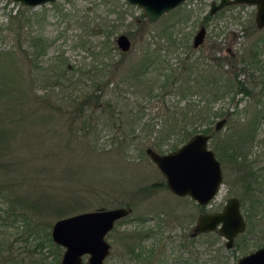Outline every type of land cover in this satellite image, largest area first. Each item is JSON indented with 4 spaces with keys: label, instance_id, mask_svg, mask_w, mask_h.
<instances>
[{
    "label": "rangeland",
    "instance_id": "374dc122",
    "mask_svg": "<svg viewBox=\"0 0 264 264\" xmlns=\"http://www.w3.org/2000/svg\"><path fill=\"white\" fill-rule=\"evenodd\" d=\"M212 2L218 0H188L168 11L157 21L151 22L141 8L129 4L126 0H57L36 7L0 0L1 51L10 48L18 52V45H21V36L18 32L7 29L9 14L26 12V9L28 14H41V17L44 16L43 33L51 40L46 58L62 53L70 63L87 64V66L109 64V61H112L115 66L109 67L112 81L109 87L117 88L124 102L136 106L135 117L142 116L133 134L128 135V131L120 132L119 128H123L121 125L119 128L108 127L104 130L107 133L111 132L109 137L121 134L127 136L130 145L127 150H121L123 152L121 154L113 149H107L103 153H97L98 156H90L81 151V145L84 143L82 140L73 141L74 150L65 148L59 151V160L56 163L59 168L57 176L64 173L69 177L70 165L72 172H75L72 178L76 179V185L86 190L83 197L88 202L90 200L93 202L96 197L101 199L100 203H93L94 205L83 211L114 208L118 206L114 205L116 200L125 201L130 198L136 201L142 198L133 207L132 214L118 221L108 234L107 240L112 248L105 264H134L128 251L134 244L133 234L139 232L138 236H140L150 230L152 234L141 238L139 244L138 251H141L143 256L141 260L145 259L140 264H145L146 261L154 264H236L241 256L264 245L262 233L264 198L258 209L250 211L251 214L254 212L255 217L251 225L248 224L245 233L236 239L237 245L226 248L225 239L219 236L214 242L213 234L199 236L193 241L188 238L201 213L207 210H221L226 199L231 196L241 199L242 187L237 182L238 171L232 162L220 161L223 183L217 195L204 209L202 208L203 210L189 197L175 196L168 188H153L150 190V195L138 196V183L143 186L164 180L160 171L147 156L146 148H154L153 144L164 142L159 141L161 139L158 131L170 124L168 115H173L171 112H179L180 107L198 100V95L195 94L180 98L176 90L170 87L154 90L155 95L152 98L147 97L145 92L139 91L145 89L144 87L132 84L130 81H124L115 87L116 81L128 76L143 58L146 45L157 50V53H167L170 64L175 68L198 59L197 61L201 62L200 68L212 70L211 77H217L218 72L221 71L227 81H231L232 78L234 81H239V86H245L253 95L264 85V27L258 29L255 25V8L233 5L210 15L209 8ZM201 26L205 27L204 40L199 46L193 47V37ZM121 34L126 35L131 43L130 49L126 52L121 51L116 43L117 37ZM169 36L170 40H175V43L167 39ZM81 43H85L86 47L89 45L90 49L82 48ZM253 49L258 51L261 68L259 71H253L241 62L242 56H247ZM182 74L179 76V81L187 76V72ZM146 85L148 81H145L144 86ZM213 92H216V89H213ZM253 95L243 94L237 90L235 94H230L224 100L212 104L213 109L221 108L226 112L224 115L226 122L216 130L220 131L217 140L222 141L226 134L229 135L228 140L232 137L233 140L242 139L250 127L248 119L251 120V114L257 107ZM136 97L137 101H135ZM224 117L215 118L211 124L213 130L216 121ZM256 128V139L246 162L260 175L263 182L262 193H264V120H261ZM109 137L105 136L100 141L107 143ZM176 138L173 136L163 143V153L172 151V145L177 142ZM32 140L29 143L33 149L24 150L31 172L34 161H37L35 150L39 156H41L40 151L43 155H47V160L50 162L52 160L50 146L57 142L46 136ZM61 142L64 141L58 143ZM22 144L26 145V142ZM177 145L182 144L177 143ZM63 146L61 144V147ZM209 147L215 150V140L212 138ZM74 185L75 181H72L68 187L73 188ZM104 201L110 203L104 205ZM241 211L244 216L247 214L245 209L241 208ZM59 218L49 217L48 220L52 225ZM245 218L247 220L246 216ZM135 219L142 221L137 223ZM4 237L8 241H13L12 247L15 253L21 256V237L18 231L15 229L6 231L0 227V240ZM182 244H186V247L183 248ZM30 250L41 259L43 264H53L55 259L59 264L64 249L52 241L51 243L43 241L38 246L32 244ZM87 258L88 255L82 256L83 261Z\"/></svg>",
    "mask_w": 264,
    "mask_h": 264
},
{
    "label": "trees",
    "instance_id": "16d2710c",
    "mask_svg": "<svg viewBox=\"0 0 264 264\" xmlns=\"http://www.w3.org/2000/svg\"><path fill=\"white\" fill-rule=\"evenodd\" d=\"M43 19L41 14H28L27 9L19 14H9L7 29L21 36L20 52L10 48L0 50V227L6 231L15 229L21 237V256L15 253L12 240L8 241L5 237L0 240V264H43L30 247L43 241L51 243L49 217L79 213L93 203H100L101 199L97 197L93 202L83 197L86 190L76 185V179L72 178L75 172L70 165L69 177L64 173L57 176L59 151L65 148L74 150L73 141L82 140L81 151L90 156H98L97 153L107 149L121 154L130 145L127 136L121 134V139L120 136L109 137L111 132L104 130L121 125L120 132L133 134L142 117H135L136 106L124 102L117 88L109 87L112 82L109 67L115 66L112 61L87 66L70 63L62 53L46 58L51 40L43 33ZM167 39L170 40V36ZM170 42L175 43V40ZM80 45L90 49L85 43ZM166 55L146 45L143 58L128 76L116 81L115 87L130 81L144 87L139 91L151 98L155 95L154 90L167 87L174 88L180 98L198 95L197 102H189L180 107L179 112L168 115L170 124L158 131L159 141L165 143L176 136L177 142L171 148L173 151L179 147L177 143H185L197 132L210 134L215 140L213 151L217 159L224 163L232 162L237 167V182L242 187L241 208L247 211L246 221L251 225L255 215L250 211L258 209L263 203L264 193L260 175L246 160L256 139V127L264 120V85L253 95L245 86L240 87L239 81L233 78L227 81L221 71L217 77H211L212 70L200 68L198 59L181 67L175 65L178 66L175 68ZM241 62L253 71L261 69L257 50L242 56ZM182 72H187V76L179 81ZM145 81H148L146 86ZM237 90L253 95L255 99L257 107L251 114V120L248 119L250 127L242 139L233 140L232 137L228 140L229 135L226 134L222 141L217 140L220 131L213 130L211 124L215 118L224 117L226 112L221 108L213 109L212 104L235 94ZM45 136L57 140L50 146L52 160L48 162L47 155L40 151L39 156L35 150L37 161H34L31 172L24 150L33 149L29 143L33 138ZM105 136L109 137V141L102 143L100 139ZM60 141L64 142L58 143ZM163 143L153 144L157 152H164ZM61 144L64 146L61 147ZM56 148L58 151L54 152ZM72 181H75V187H68ZM153 188H167L165 180L143 186L138 183V196L150 195ZM139 200H116L114 205L133 209ZM103 203L108 205L110 202ZM262 233L264 235V230ZM129 248L131 252L132 246ZM53 264H58L57 259Z\"/></svg>",
    "mask_w": 264,
    "mask_h": 264
},
{
    "label": "water",
    "instance_id": "95a60500",
    "mask_svg": "<svg viewBox=\"0 0 264 264\" xmlns=\"http://www.w3.org/2000/svg\"><path fill=\"white\" fill-rule=\"evenodd\" d=\"M26 7H36L57 0H7ZM129 4L142 9L151 22L157 21L168 11L188 0H126ZM233 5H247L255 8V25L264 27V0H218L212 2L209 14L213 15ZM205 36V27L201 26L193 37L192 46H199ZM116 43L121 51L130 49L129 38L121 34ZM226 119L215 123V130L221 128ZM210 134L199 132L177 149L157 152L147 147L145 152L162 174L168 190L179 197L188 196L201 206L208 205L220 190L223 174L220 161L209 147ZM133 209L127 206L99 208L83 211L55 220L50 229L54 244L64 250L59 264H105L111 251L107 235L116 222L130 214ZM245 220L241 212V202L237 197L226 199L222 209L215 213H203L198 217L195 232L213 231L218 227L219 233L226 239V247L233 246L234 237L245 230ZM83 255H88L86 261ZM236 264H264V245L240 257Z\"/></svg>",
    "mask_w": 264,
    "mask_h": 264
},
{
    "label": "flooded vegetation",
    "instance_id": "af4514ba",
    "mask_svg": "<svg viewBox=\"0 0 264 264\" xmlns=\"http://www.w3.org/2000/svg\"><path fill=\"white\" fill-rule=\"evenodd\" d=\"M176 196V195H175ZM179 197V196H178ZM185 197H188V196H185ZM190 198V197H189ZM191 199V198H190ZM194 201V200H193ZM195 202V201H194ZM196 203V202H195ZM197 204V203H196ZM199 207H200V209L201 210H203L204 209V207H206V206H201V205H199V204H197ZM203 208V209H202ZM220 211V210H219ZM215 212H218V211H210V210H207V211H205V212H203V213H215ZM242 212V211H241ZM203 213H201V214H203ZM200 214V215H201ZM199 215V216H200ZM242 215H243V217H244V220H245V230L243 231V232H241V233H239V234H237L235 237H234V241H233V246L234 245H237L238 243L237 242H235L236 241V239L238 238V237H240L241 235H243L244 233H245V231H246V229H247V226H248V224H247V221H246V218H245V216H244V214L242 213ZM198 216V217H199ZM198 217H197V219H196V221H195V224H194V226L192 227V229H191V231H190V233H189V239L191 240V241H193V240H195L197 237H199V236H203V235H207V234H213V236H214V242L217 240V238L219 237V236H221V237H223L220 233H219V231H218V227L215 229V230H213V231H205V232H195V226H196V224H197V220H198ZM121 220V219H120ZM120 220H118V221H120ZM117 221V222H118ZM142 221V220H141ZM140 221V219H135V222H137V223H139V222H141ZM117 222H116V224H117ZM115 224V225H116ZM115 227V226H114ZM114 229V228H113ZM136 233V232H135ZM138 234H139V232H137V234H133L134 235V238H135V240H134V244L132 245V251L129 253L130 255H131V257H132V261H133V263L134 264H140L141 262L143 263L144 261H145V259H142L141 260V257H143L142 256V252L140 251H138V248H140L139 246V244L141 243V238H145V237H148V236H150L151 234H152V231L150 230V231H147L146 232V234L144 233V235L142 234V235H140V236H138ZM108 236V235H107ZM224 238V237H223ZM225 239V238H224ZM108 241V240H107ZM225 243H226V239H225ZM237 243V244H236ZM111 245V244H110ZM59 246V245H58ZM183 248L184 247H186V244H182L181 245ZM61 247V246H60ZM225 247H226V245H225ZM112 248V247H111ZM227 248V247H226ZM231 248V247H230ZM63 253V252H62ZM163 253V252H162ZM110 254V253H109ZM62 255V254H61ZM246 255V254H245ZM109 256V255H108ZM152 256H154V253L152 254ZM244 256V255H243ZM242 257V256H241ZM61 258V257H60ZM60 261V260H59ZM237 263V262H236ZM145 264H154V263H149V262H145ZM160 264V263H159Z\"/></svg>",
    "mask_w": 264,
    "mask_h": 264
}]
</instances>
